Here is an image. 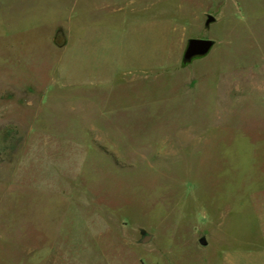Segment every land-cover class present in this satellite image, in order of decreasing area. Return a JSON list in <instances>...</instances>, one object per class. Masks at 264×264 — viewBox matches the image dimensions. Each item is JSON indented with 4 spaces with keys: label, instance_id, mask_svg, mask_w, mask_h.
Wrapping results in <instances>:
<instances>
[{
    "label": "rangeland",
    "instance_id": "rangeland-1",
    "mask_svg": "<svg viewBox=\"0 0 264 264\" xmlns=\"http://www.w3.org/2000/svg\"><path fill=\"white\" fill-rule=\"evenodd\" d=\"M0 264H264V0H0Z\"/></svg>",
    "mask_w": 264,
    "mask_h": 264
},
{
    "label": "water",
    "instance_id": "water-1",
    "mask_svg": "<svg viewBox=\"0 0 264 264\" xmlns=\"http://www.w3.org/2000/svg\"><path fill=\"white\" fill-rule=\"evenodd\" d=\"M213 21H215V16L212 14H209L206 23L210 24ZM214 44H215V41L211 38H206V37L190 38L188 40V46L184 53V60H190L194 56H197V55L207 54L212 49ZM142 233L144 234V241H147L151 237L150 234H146L145 230H142ZM200 242L206 245L208 241L205 236H202L200 238Z\"/></svg>",
    "mask_w": 264,
    "mask_h": 264
}]
</instances>
